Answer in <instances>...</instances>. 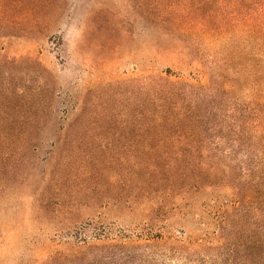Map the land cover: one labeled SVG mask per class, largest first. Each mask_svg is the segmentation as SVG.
Returning a JSON list of instances; mask_svg holds the SVG:
<instances>
[{
    "label": "rangeland",
    "instance_id": "374dc122",
    "mask_svg": "<svg viewBox=\"0 0 264 264\" xmlns=\"http://www.w3.org/2000/svg\"><path fill=\"white\" fill-rule=\"evenodd\" d=\"M184 8V0H0V59L19 61L0 60V84L19 90L6 112L36 114L48 86L60 119L31 132L37 142L24 157H0V264H114L96 247L109 242L91 237L104 231L129 245L115 264H264L263 115L236 114L246 116L244 128L222 143L227 157L196 200L172 193L159 210L148 201L163 191L153 181L168 174L135 158L149 147L130 119L138 90L166 71L191 83L208 79L179 53L171 22ZM238 83L235 98L248 108ZM59 195L80 199L73 214L88 255L74 256L76 239L58 234Z\"/></svg>",
    "mask_w": 264,
    "mask_h": 264
},
{
    "label": "trees",
    "instance_id": "16d2710c",
    "mask_svg": "<svg viewBox=\"0 0 264 264\" xmlns=\"http://www.w3.org/2000/svg\"><path fill=\"white\" fill-rule=\"evenodd\" d=\"M184 5L181 19L171 22L179 31L177 39L182 43L179 53L182 58L198 63V74H206L207 82L171 79L168 71L166 75H152L147 88L144 84L140 86L137 114L130 118L143 132L138 135L146 136L141 141L147 140L149 144L147 151L135 155L137 161L149 160L156 171L163 166L168 174L166 179L153 181L163 190L148 200H154L157 210L168 206L172 193L177 192L181 200L185 196L196 200L200 191L213 185L217 165L227 157L221 156L224 153L220 146L224 141H237L233 136L244 128L242 118L246 116L239 118L236 114L242 116L243 111L264 116V0H184ZM1 16L5 13L0 10V22ZM8 22L3 21L2 27ZM0 60L19 63L15 59ZM241 79L249 92L246 98L253 104L248 108L241 107L235 98V92L241 90L238 83ZM18 93L19 90L10 89L6 83L0 84L1 158L11 153L24 157V148L37 142L31 132L58 127L60 123L50 87L42 90L36 114L6 112L9 100L17 101ZM239 141L241 147V138ZM262 193L264 199V190ZM79 200L59 195L52 202L61 215L58 234L67 232L76 239L69 246L74 256L88 255L92 247L87 244L84 225L73 214ZM40 201L44 212L48 199ZM91 237L109 242L96 246L104 260L115 264L118 258L127 257L124 250L129 245L112 243L107 231Z\"/></svg>",
    "mask_w": 264,
    "mask_h": 264
}]
</instances>
